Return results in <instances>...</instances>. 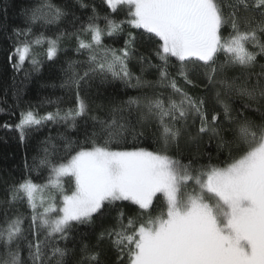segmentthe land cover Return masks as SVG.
Wrapping results in <instances>:
<instances>
[{"label": "snow or ice", "instance_id": "snow-or-ice-1", "mask_svg": "<svg viewBox=\"0 0 264 264\" xmlns=\"http://www.w3.org/2000/svg\"><path fill=\"white\" fill-rule=\"evenodd\" d=\"M76 2L89 8L84 0ZM103 2L109 9L104 16L91 6L86 23L51 38L34 36L33 28L58 25L70 14L79 18L53 0H37L24 10L26 27L13 29L17 43L9 59L17 70L27 61L39 71L34 48L46 43L45 57L52 60L64 37H74L77 53L85 57L67 61L62 69L60 87L73 93L74 106L44 114L33 108L22 111L14 125L21 141L49 122L75 129L77 121L90 120L91 131H85L83 141L61 134L59 149L48 141L50 147L33 165L26 162L27 175L11 186L7 203L26 201L31 215L9 217L5 212L0 264H71L77 252L68 247L73 229L94 224L97 214L123 201L137 205L141 215L126 218L120 210L116 226L101 231L96 244L80 246L76 264H102L99 248L105 239L127 264H264V118L257 122L246 115L249 110L261 112L264 105V0H238L227 13L221 0ZM122 9L126 19L118 20L113 14ZM241 12L256 15L243 17L242 27ZM125 25L143 30L142 35L155 42L160 63L139 58L157 69L155 81L135 75L129 66L137 51L132 32L122 48L104 43L105 37L124 33ZM225 26L231 29L227 36ZM172 58L179 64L176 76L169 72ZM197 69L219 110L209 109L205 97L190 95L178 83L177 77L184 85L201 86L192 78ZM117 81L126 87L170 91L102 103L96 108L104 115L91 114L82 93L96 82ZM236 99L242 101L238 108L233 107ZM153 126L160 147L139 146ZM204 137L216 141L218 154H226L221 164L194 168L191 160L185 164L169 154L172 148L179 150L182 138ZM41 169L48 171L46 183L32 178V172L38 175ZM65 178L72 184L70 190ZM158 194L164 207L153 215Z\"/></svg>", "mask_w": 264, "mask_h": 264}, {"label": "trees", "instance_id": "trees-1", "mask_svg": "<svg viewBox=\"0 0 264 264\" xmlns=\"http://www.w3.org/2000/svg\"><path fill=\"white\" fill-rule=\"evenodd\" d=\"M37 0H0V223L4 222V215L7 211L9 217L16 214H22L25 217H30L31 210L26 201H19L16 204L9 205V191L12 185L20 182L26 175V162L28 166L33 165L34 158H39L43 155V149L50 147L51 143L56 144L57 148L62 144L59 139L61 134L70 136L77 141H83L85 131H91V121L85 124L84 120L77 121L75 129L69 128L63 123H47L39 129L32 130L21 141L18 130L14 125L18 122L20 113L28 108L37 110L40 114L46 112H54L57 107L65 109L73 107L75 104V97L73 93L67 89L61 88L60 85L64 79V72L62 69L67 67L69 60H83L85 57L78 54L76 51V40L74 37H64L60 43V51L52 60L45 57L47 44L34 48L37 58L41 61L39 71H36L26 61L23 68L17 70L13 67L14 60L9 59L17 37L13 34L15 28H25L26 20L24 10L32 7ZM238 0H221L225 13L229 11V5L237 3ZM53 3L66 6L70 13H74L78 20H74L73 15L64 18L58 25L36 26L33 28V35L38 36L43 33L46 37L55 38L60 32H73L79 28L81 23H86L87 18L92 15L91 6H95L97 12L104 16L109 12L103 0H84V3L89 5V8H81L76 0H53ZM7 9L6 13L3 9ZM116 19H126V9L118 10L113 14ZM242 17L241 26L243 27V17L255 16L254 12L239 14ZM101 27L104 26V21L99 22ZM143 30L132 29L125 25V31L117 37H105L104 43L114 48H122L124 41L127 39V33L132 32L136 36V53L134 58L130 61V68L135 75L142 76L148 81H155L158 77L156 68L149 67L147 60L142 64L140 57L150 58L152 64H159L160 61L155 57V42L149 39L146 35H142ZM223 35L227 36L231 29L225 26ZM32 37H29L31 39ZM83 38L87 39V36ZM22 39V38H21ZM223 60V56H221ZM264 63V60L261 61ZM143 68V71H142ZM179 69V64L172 58L170 61L169 72L176 76ZM201 69H197L192 78L196 80L199 87H190L184 85L183 80L177 77L178 83L184 87L190 95L203 96L207 100L209 109L219 107L215 105L213 99V91L211 89L205 90L203 87V76L200 74ZM233 73H229L232 75ZM154 91H164L167 95L168 89H151V88H133L126 87L123 83L117 81L107 85H99L94 83L90 89H87L85 98L92 107L94 115L103 116L104 112L97 110L96 106L99 104H108L109 101H123L129 97H135L147 93L152 95ZM246 102V101H244ZM242 101L236 99L233 103L234 108L240 107ZM258 105L253 104V107ZM261 112H254L249 110L246 112L250 118L260 122L262 113H264V105H260ZM12 127L5 128L4 125ZM194 132V128L190 129ZM155 126L152 131L146 133V138L139 145L148 148L149 150H157L160 143L155 140L152 133L155 132ZM127 146H131V140ZM169 154L187 164L189 160L192 161L193 167L198 168L202 165L221 164L226 158L224 152L217 153L216 141L213 139L209 142L208 137L202 140L187 141L185 138L181 139L180 148L177 151L175 148L170 149ZM209 154L212 159L209 161ZM38 163V159L36 160ZM32 178L36 183H46L48 178L47 169H41L39 174L32 172ZM189 185L192 186L191 182ZM72 184L65 178V188L71 189ZM164 202L162 198L157 195L153 201V215L159 210L163 209ZM122 210L125 217H138L141 215V210L131 201L117 202L116 205L108 207L103 210V214H97L92 225H80L73 229L71 238L68 241V247L77 250L76 256L72 258L71 264H76L79 258V248L83 243L94 245L97 243L98 234L104 229L116 226V217L118 212ZM29 224V220H25V227ZM42 238V237H41ZM61 247L64 242H61ZM101 252L102 264H127V258L123 260L119 258L117 248L113 243L105 239L99 248ZM3 255V249H0V256ZM23 255L27 256L25 250Z\"/></svg>", "mask_w": 264, "mask_h": 264}, {"label": "rangeland", "instance_id": "rangeland-1", "mask_svg": "<svg viewBox=\"0 0 264 264\" xmlns=\"http://www.w3.org/2000/svg\"><path fill=\"white\" fill-rule=\"evenodd\" d=\"M191 186V185H190Z\"/></svg>", "mask_w": 264, "mask_h": 264}]
</instances>
